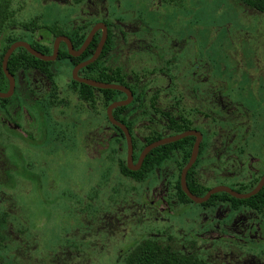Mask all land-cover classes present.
I'll return each mask as SVG.
<instances>
[{"label":"rangeland","instance_id":"374dc122","mask_svg":"<svg viewBox=\"0 0 264 264\" xmlns=\"http://www.w3.org/2000/svg\"><path fill=\"white\" fill-rule=\"evenodd\" d=\"M119 4L116 14L135 13L144 23L139 22L141 19L114 22L120 27L116 33L119 54L116 49L107 59V66L120 65L128 74V45L127 41H119L120 35L140 30L145 24L150 28L161 24L159 30L170 37L177 30L191 46L198 44V37L204 41L209 38L214 54L222 58L217 70H232L236 76L249 72L253 89L247 90L263 96L264 90L256 87V79L264 70V13L239 0H86L78 6L70 5L69 0H10L9 32L25 36V40L32 35V40L51 51L52 36L42 30L24 33L21 24L35 20L37 27L72 31L83 22L114 16L111 9ZM62 64L69 73L70 65ZM244 81L240 79L238 85L244 86ZM235 93L234 97L247 95L245 87L235 88ZM261 112L264 115V109ZM103 123L105 147L110 131L104 120ZM136 132L138 141L146 133L141 127ZM122 144L117 152L123 153V159L126 142ZM74 149L54 155L51 190L43 191L30 183L28 187L20 185L14 199L10 194H0L1 199L8 198L5 209L9 213H0V264H126V255L144 239L202 258L207 264H264V218L248 211L233 213L225 206L211 213L195 203L185 208L176 195V158L156 168L144 182L135 183L118 173V164L110 152L105 151L102 165L86 166L84 161L96 157L95 146L84 150L80 144ZM23 151L33 157L32 164L44 160L37 150L24 146ZM9 156L12 162L20 159L15 150H10ZM67 158L68 162L63 163ZM40 169L45 170V165ZM211 170H201L204 176L199 178L206 179ZM219 184L229 182L210 178L205 187ZM2 186L1 191L7 193L9 184Z\"/></svg>","mask_w":264,"mask_h":264},{"label":"flooded vegetation","instance_id":"af4514ba","mask_svg":"<svg viewBox=\"0 0 264 264\" xmlns=\"http://www.w3.org/2000/svg\"><path fill=\"white\" fill-rule=\"evenodd\" d=\"M118 6L120 7V4L117 7L115 6V10L119 8ZM120 13L113 17L115 21L141 19L139 22L144 23L141 16H137L135 13L133 16H124ZM97 23L104 24L101 21H97ZM97 23H94L88 30L82 28L79 31V35L84 36L81 45L92 27ZM83 24L79 27H74L72 30L81 28ZM158 25L150 28L148 24H145L140 27V30L130 31L126 35L121 34L119 37V41H127L128 45L126 58L128 60L129 73L127 74V82L135 91L139 90L141 92V96L137 99V94H134L131 89L126 87L132 94V99L128 105L137 99L129 115V119L134 123L132 126V135L129 132L133 147V165L135 166L138 163L140 154L146 146L167 137L187 132H196L200 135L201 139L199 141L195 162L191 166V168L195 166L193 169L195 181L197 183L201 182L198 184L205 187L206 182L210 178L226 179L229 184H219L217 186H225L241 194L251 192L264 175V115L261 112L264 109V102L260 101V99L264 100V92H262L263 96L260 97L253 90H247V88L253 89L252 82H250V74L247 71H243L236 76L232 70L226 71L222 68L221 71L217 70V65H220L219 62L221 61L219 59L222 58L214 54V44L209 38H207L208 41H204L198 37V44L191 46L188 42L189 40L181 37L177 30L174 31L176 32L175 35L170 37L168 33L159 30ZM118 28L120 29L119 25ZM130 28L131 26H129ZM66 32L70 33L72 31ZM59 36H64L69 39L67 35ZM59 36L52 38V50H49L50 54L48 55H52L54 41ZM94 38L97 41L92 55L102 39L101 29L94 34L89 45L92 44ZM69 41L73 46L70 39ZM116 42L118 43L117 35ZM117 43H115L112 53H116L118 50V55L119 49ZM193 47L195 48L191 51ZM63 49H66L68 52L66 43L61 41L58 47V55L51 62L57 61L59 51ZM78 49L74 50L77 51ZM68 55L71 56L69 52ZM251 55L254 59L256 58L255 54ZM67 63L69 64V62ZM75 66H70V79L66 78L62 73L65 72L63 70V64L51 66L53 79L47 78L38 69H32L27 72L20 71L16 77L12 75L14 78L12 95L8 98H0L5 101L3 105L0 102V178L5 177L7 180V173H17L15 181L20 183V185L28 187L30 183H34L43 191L51 190V185L55 180L54 171L56 166H54L53 161L54 155L56 156V153L61 150L75 151L74 148L80 144L84 150L86 148L88 149V147L95 146L94 153H96V157L84 161L86 166L93 163L97 166L102 165L104 153L107 150V145L104 147L102 102L99 100L100 96L97 93L94 94L90 102H87L81 97L79 90L72 85L71 81L73 80L71 73ZM82 69L77 73V76L80 78H84L79 75ZM262 73L256 79L258 81L256 87L259 91L261 89L264 90V70ZM225 75H227L226 79L224 78ZM236 77L246 80L243 82L244 86L238 85L240 79H235ZM237 87H245L247 95L237 94L234 97L233 95L236 94L235 88ZM8 89L9 83L5 92ZM120 98L117 101L125 100V94L122 93ZM94 99L96 101L93 105ZM108 122L110 123L109 120ZM105 123L107 124L106 121ZM107 125L106 129L110 131L109 140L111 139L113 141L115 140L114 138L118 139L120 132L124 136L121 129L117 126L111 123ZM113 126L119 129L120 132L113 128ZM140 127L146 133L138 141L136 139V134H138L136 129L138 130ZM174 127L179 129L177 133H174ZM158 137L160 138L157 139ZM148 138L150 142L143 146L146 142L145 140ZM133 139L136 142V148L133 146ZM186 139L189 140L184 143L183 151L176 150L172 152L169 158L160 166L171 158H176L179 171V165L184 157V150H189L186 164L189 162L194 144L197 141V136L188 135L178 141ZM124 141L126 142V140ZM24 146L32 150H37L44 156V160L38 161L36 159L37 162L32 164L33 157L23 151ZM117 148H115V152L114 150L107 152H110L113 161L116 160L119 173V162L115 158L118 154ZM156 148H153L151 151ZM10 150H15L20 159L12 162L9 156ZM134 154L136 155L135 158L133 157ZM71 156L67 155L68 158ZM253 157H256V159ZM68 158L63 163L68 162ZM124 161L126 164V157H124ZM41 165H45V170L40 169ZM160 166H156L154 170ZM205 168H211L212 170L206 176V179L201 180L199 175L202 176L203 173L200 171ZM182 169L178 175L179 183ZM122 177L128 178L125 176ZM214 187H210L209 190ZM0 194L6 193L0 191ZM10 199L14 198L10 197ZM7 202L8 198L4 200L0 196V213L4 216L9 214L5 209ZM181 203L185 205V208L189 204ZM191 203L194 202L191 201ZM204 203L195 204L201 206ZM223 206L228 207L233 213L248 211L260 218H264V214L260 215L245 206L232 208L229 204L219 203L216 206H210L208 208L201 206V209L204 212L211 213L219 210ZM13 209L11 207V210Z\"/></svg>","mask_w":264,"mask_h":264},{"label":"trees","instance_id":"16d2710c","mask_svg":"<svg viewBox=\"0 0 264 264\" xmlns=\"http://www.w3.org/2000/svg\"><path fill=\"white\" fill-rule=\"evenodd\" d=\"M86 0H69L70 5L72 6H78L85 2ZM243 5L246 7L255 10L260 13H264V0H239ZM10 7V0H0V92H5L8 88V80L5 77L2 67H1V61L2 57L5 53V51L8 49V47L17 41H26L30 44V46L35 49L36 51L48 55L50 54L49 49L46 46H43L40 41L32 40V35L28 36V40H25V36H17L14 34H11L10 31V18L12 16V12L9 9ZM125 9V8H124ZM114 11V16H117L116 11L114 9H111ZM119 14V13H118ZM121 15H129L126 14V12L120 13ZM113 15H106L103 18H100L101 20H96L103 22L107 27L108 37L106 40V43L104 45V48L101 52V55L99 58L92 63L91 65L85 67L79 72V75L84 78L93 79L98 82L102 83H116L125 87H128L133 91V93L137 94V99L141 96V92L139 90H134L130 84L127 82V73L124 72V69L122 66L118 65L115 67H109L106 64L107 59L112 55L115 43H116V32L118 31V25L114 24L115 19ZM93 22H84L81 28L72 30V32L67 33L65 29L58 28L56 26L48 27V26H41L37 27L36 21L33 20L29 24H21V26L24 28V33L29 32L30 34H33V32L42 30L45 35H49L52 37H56L59 35H67L69 39L71 40L74 49H78L82 43L83 35H79V31L82 30V28L88 30L94 23ZM69 32V31H68ZM96 39L94 38L93 42L89 47L84 51V53L79 57H71L68 55V52L66 49L59 51V56L56 62H45L42 60H39L32 55H30L25 49L19 48L15 50L12 55L10 56L8 63H7V69L11 75L16 77V75L20 72H27L32 69H38L41 74L45 75L49 79H53V71L51 66L52 65H58L62 64L64 61L69 62L70 66H75L85 60H87L93 53L94 47L96 44ZM57 73V72H56ZM63 75H65L66 78L70 79V74L62 72ZM72 85L77 88L81 94V97L84 98L87 102L91 101V98L94 96V94H99L102 102L103 107V119L107 122V124H110L107 120L105 110L107 106L117 101L122 95L121 92L114 91V90H101V89H95L93 87L77 83L73 80ZM137 99L130 105L125 107H118L113 110L112 115L115 120L118 122L124 124L130 134L132 135V126L133 121L129 119V115L132 112V107L137 102ZM95 99L93 100V105L95 104ZM0 102H5L4 100L0 99ZM113 128H115L113 126ZM117 131L120 132L119 129L115 128ZM174 133H177L179 131L178 128L174 127L173 129ZM158 137L157 139H159ZM115 140H109V138H106V149L105 151L114 150L117 148L118 143H123L124 136L120 132V136L117 138H114ZM189 140H182L175 143H171L168 145H164L161 147H158L151 151L149 155L145 158L143 165L138 171H129L126 167L124 158L122 159L123 153L117 154L115 158L118 159L119 162V173L122 176L131 178L137 183H141L145 181L150 174L153 172L154 168L156 166H160L165 160L169 158V155L176 151V150H182L184 148V143ZM145 146L150 142V139L145 140ZM115 142V143H114ZM123 145V144H122ZM133 146L136 148V142L133 139ZM183 151V150H182ZM134 154V158H135ZM189 156V150H184V157L182 158V162L179 165V171L182 169V167L186 164L187 159ZM125 157V153H124ZM195 167V166H194ZM192 167L186 178V184L189 189V191L196 195V196H203L209 188H206L202 186L201 184H198L193 176V169ZM7 180L5 177L0 178V185L1 184H9L10 189H7L6 194H10L12 197L16 196V192L18 190V186H20V183H17L15 180V176H17V173H7ZM2 181V182H1ZM4 188L3 186L0 188ZM175 189L177 192V197L180 199L181 202L184 203H191V201L184 195L180 188L179 183V177L175 185ZM219 203L229 204L232 208H237L240 206H245L250 208L251 210H254L258 214H264V186L259 191L258 194L255 196L239 200L231 197L227 193H218L215 195H212L208 202L202 204L201 206L204 208H208L210 206H216ZM5 219H2L4 221ZM1 239V237H0ZM1 246V244H0ZM2 252V251H0ZM5 252V250H3ZM126 264H207L202 258L191 256V255H183L178 252L173 251L169 246L161 245L156 240L153 239H144L141 240L133 250L130 252V254L126 255Z\"/></svg>","mask_w":264,"mask_h":264},{"label":"water","instance_id":"95a60500","mask_svg":"<svg viewBox=\"0 0 264 264\" xmlns=\"http://www.w3.org/2000/svg\"><path fill=\"white\" fill-rule=\"evenodd\" d=\"M102 30V39L100 40V42L98 43V46L94 52V54L86 61L76 65L71 73L72 79L85 84L87 86L96 88V89H102V90H114V91H118V92H122L123 94H125L126 99L122 100V101H115L113 103H111L110 105H108L107 109H106V114H107V118L110 121L111 124L117 126L118 128L121 129V131L124 134L125 140H126V166L128 170H133L136 171L140 168L141 163L143 161V159L145 158V156L153 149L156 148L158 146H162L165 144H169L172 142H176L188 135H196L197 136V141L194 144L192 153H191V157L189 162L185 165V167L182 169L181 171V175H180V186H181V190L183 191V193L194 203L197 204H201L204 203L206 201H208V199L217 193H221V192H225L228 193L230 196H232L235 199H239V200H244V199H249L253 196H255L263 187L264 185V175L263 177L260 179V181L258 182V184L256 185V187L249 193H245V194H241V193H237L233 190H231L228 187L225 186H217L212 188L211 190H209L203 197H197L195 195H193L186 184V175L188 170L191 168L192 164L195 162L196 156H197V151H198V146H199V141L201 139L200 135L196 132H187V133H183V134H179V135H175V136H171V137H167L164 139H161L159 141H156L148 146H146L143 151L140 154L138 163L134 166L133 162H132V154H133V147H132V140H131V136L129 134L128 129L121 123L117 122L113 116H112V111L115 108L118 107H122V106H126L130 103L131 99H132V94L130 92V90L128 88H126L125 86L119 85V84H113V83H102V82H98L92 79H87V78H80L77 76V73L80 69L87 67L88 65L92 64L93 62H95L102 49L103 46L105 44L106 41V37H107V29L106 26L102 23H97L95 24L92 29L90 30L88 36L86 37V39L84 40L83 44L81 45V47L75 51L73 49V46L71 45L70 41L68 38L64 37V36H59L55 39L54 41V45H53V53L52 55H44L38 51H36L35 49H33L27 42L25 41H17L14 42L13 44H11L8 49L5 51L3 57H2V61H1V67H2V71L4 73V75L6 76V78L8 79V83H9V89L7 92L2 93L0 92V98H8L12 95L13 89H14V78L13 76L9 73L8 69H7V63L8 60L10 58V56L12 55V53L19 49V48H23L25 49L30 55H32L33 57L45 61V62H51L54 61L58 55V47L61 41H64L67 45L68 48V52L71 56L73 57H78L80 56L85 49L88 47V45L90 44V42L93 39L94 34L99 30Z\"/></svg>","mask_w":264,"mask_h":264}]
</instances>
